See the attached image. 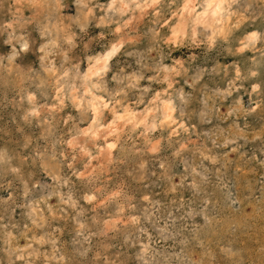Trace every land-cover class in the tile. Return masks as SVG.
Returning <instances> with one entry per match:
<instances>
[{
    "label": "rangeland",
    "instance_id": "rangeland-1",
    "mask_svg": "<svg viewBox=\"0 0 264 264\" xmlns=\"http://www.w3.org/2000/svg\"><path fill=\"white\" fill-rule=\"evenodd\" d=\"M123 1L0 0V264H264V0Z\"/></svg>",
    "mask_w": 264,
    "mask_h": 264
},
{
    "label": "bare ground",
    "instance_id": "bare-ground-1",
    "mask_svg": "<svg viewBox=\"0 0 264 264\" xmlns=\"http://www.w3.org/2000/svg\"><path fill=\"white\" fill-rule=\"evenodd\" d=\"M155 1L156 0H149V2H147L146 0H144L142 3L140 2L139 4H137L138 6H135V7L144 9L146 6H148V4L150 3L152 4ZM127 3L122 0V6L124 7V9L127 7ZM202 3L203 4L201 5L200 9L197 11H194V0H185L184 3H182V6L180 7V10H181L180 13H184L186 16L184 15L185 17H182L181 15L176 20L175 23L171 24L172 26L170 29H171L172 36L177 37L179 34H182L184 32L188 17H190V22L193 24L199 23V24L205 25L210 28L211 32H215L217 30L216 26L220 24V23L217 24V22H220L221 20H223L222 17L224 15V12L226 11L225 10L226 0H203ZM116 44L112 46L110 45V48L106 50L105 53L102 55L103 58L101 59L99 58L102 65H99L100 64L99 59H95V62L93 63L94 65H91L92 68L90 69L89 72H91L92 74H98L99 70L101 68L103 69V67L105 66V61H107L108 57H110L115 51L117 47ZM88 103L92 110V120L87 130L89 131L90 137H92V139L94 140L102 139L103 140V143H104V145H102L103 151L100 150V152L102 151V154L104 153L106 155H109L111 153V150L114 148L116 139L119 135L118 127L120 126L121 122H127L131 125H136L140 123L142 125H148L146 123V120H144V118H140V116L138 117L136 112H133L131 108L127 106L123 107L120 111H116L115 108L112 109L111 110L112 120L111 122L105 125L104 120L101 118V113H102V110L106 107L107 102L103 100L101 97L97 96L96 94H92ZM156 107L160 108V115H161L160 117L163 120L165 119V120L170 121L171 119H173L172 118V111H173L172 106L170 102L166 101V99L160 100V105H157ZM82 154H85V153H82Z\"/></svg>",
    "mask_w": 264,
    "mask_h": 264
}]
</instances>
